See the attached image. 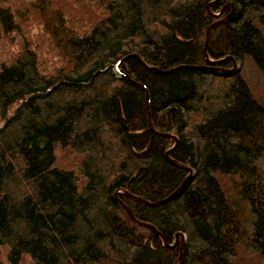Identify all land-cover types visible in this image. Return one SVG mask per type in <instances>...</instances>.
I'll use <instances>...</instances> for the list:
<instances>
[{
  "label": "trees",
  "instance_id": "1",
  "mask_svg": "<svg viewBox=\"0 0 264 264\" xmlns=\"http://www.w3.org/2000/svg\"><path fill=\"white\" fill-rule=\"evenodd\" d=\"M14 1L0 0V47L17 45L0 59L9 264L23 253L33 264H177L178 246L118 199L167 239L185 235L180 264H264V0ZM227 14L205 50L232 56V73H158L131 55L159 68L204 65L205 31ZM33 23L36 42L24 36ZM147 116L176 137L169 157L193 170L156 206L124 192L157 200L188 172L168 161L174 140ZM65 150L69 169L56 166Z\"/></svg>",
  "mask_w": 264,
  "mask_h": 264
},
{
  "label": "water",
  "instance_id": "2",
  "mask_svg": "<svg viewBox=\"0 0 264 264\" xmlns=\"http://www.w3.org/2000/svg\"><path fill=\"white\" fill-rule=\"evenodd\" d=\"M222 9L218 12V13H214L212 14L213 16H219L220 13H221ZM230 14V13H229ZM228 14V15H229ZM227 15V17H228ZM226 18V17H225ZM225 18H222V19H218L212 23H210L205 31V38H204V42H203V45H202V52H203V57H204V61L206 64L204 65H189V64H179V65H175V66H171V67H168V68H159V67H154V66H147L145 65V63L134 53H132L131 55L135 57V59L138 61L139 64H141L142 66L146 67L147 69L149 70H152V71H155V72H158V73H170L178 68H181V67H185V68H197V69H217L219 70L220 72H223V73H232L234 72L235 70L238 69V66H236V62L234 61L233 57L230 56V55H227V56H224V57H220V58H216V59H209L207 54H206V44H207V40H208V36H209V30L212 26H214L215 24L219 23V22H222L224 21ZM125 57H123L122 59H125ZM121 59V60H122ZM226 59H230L232 61V66L231 68H223V67H220L218 64H220L221 62H223L224 60ZM119 61L117 62V64L115 65V69L118 71V73H122L124 75V77H126L132 84L142 88L144 91H146L145 87L139 83V82H136L134 80H132L125 72L121 71L119 69ZM146 102H147V99H148V96H147V92H146ZM147 124H148V127L154 131V132H157L153 129L152 125H151V122H150V119H149V116H147ZM159 134H162V135H166V136H169L171 137L173 140H174V143L171 147H169L168 149H166L165 151V156L166 158L168 159V161L175 165V166H178V167H181L185 170H187V175L185 176V178L183 179V181L179 184V186L173 190L172 192H170L169 194H167L165 197H162L160 199H157V200H153V201H147L139 196H136V195H132L130 193H127V192H124L125 195L129 196V197H133V198H136L138 200H140L141 202H143L144 204L148 205V206H156L158 204H161V203H164L166 202L167 200H169L173 195L176 194V192L180 189V187L183 185L184 181L187 180L192 174H193V170L192 168H190L189 166H185V165H182L180 164L179 162H177L176 160L172 159L171 157H169V153L171 152V150L175 147V144H176V137L172 134H169V133H163V132H157ZM120 192V190H116L114 192V196L117 198V194ZM121 207L126 211L127 215L129 216L130 219H132L133 221H135L137 224L141 225V226H145V227H148V228H151L155 231L156 234H158L160 237H161V240H162V243L164 246L166 247H170V248H173L175 246H178V257H177V264H180L181 262V258H182V246H183V242H184V234L180 231H177L174 233V236H173V239H167L160 231H158L154 225L150 224V223H146V222H143V221H139L137 220L132 211L130 210V208L124 204L123 202H121L119 199H118Z\"/></svg>",
  "mask_w": 264,
  "mask_h": 264
},
{
  "label": "rangeland",
  "instance_id": "3",
  "mask_svg": "<svg viewBox=\"0 0 264 264\" xmlns=\"http://www.w3.org/2000/svg\"><path fill=\"white\" fill-rule=\"evenodd\" d=\"M77 1H78L77 5L80 6L81 9H87L92 2L91 0H77ZM18 2H19V0H15L14 4H17ZM38 32L40 33L38 25L36 23H33L30 26V29H27V31H26L27 34L25 33L24 36L25 37L26 36L31 37V39H34V41L36 42L37 35L39 34ZM16 47H17V45L15 43L13 45H6L3 47H0V59L3 58L4 55L6 54L5 53L6 49H8V50L11 49L13 51V50H15ZM40 53H41V56L46 60L47 65L49 66L50 61L53 59V56L46 51L44 46H42V48L40 49ZM234 61H235V59H234ZM235 62H236V66H238L237 61H235ZM219 66L223 67V68H231L232 61L228 65L224 64L223 66H221V65H219ZM115 71H117V70L115 69ZM117 73H118V71H117ZM73 155L74 154H72L68 150H65L64 152H59L57 154L58 163L56 164V166L58 165V167L63 168V169L64 168H67V169L71 168V166L74 162V159H75V157ZM183 236H184V241H185V235H183ZM6 252H7V247L5 245H1L0 246V261L3 264H9V262L7 260ZM178 252H179V250H178ZM181 260H182V258H181ZM177 262H178V260H177ZM19 264H33V263H32L30 256L27 253H23L21 255V259L19 261Z\"/></svg>",
  "mask_w": 264,
  "mask_h": 264
},
{
  "label": "flooded vegetation",
  "instance_id": "4",
  "mask_svg": "<svg viewBox=\"0 0 264 264\" xmlns=\"http://www.w3.org/2000/svg\"><path fill=\"white\" fill-rule=\"evenodd\" d=\"M227 15H228V14H227ZM227 15H225V16H223V17H221L220 19H222V18H225V17H226L225 19H227ZM225 19H224V20H225Z\"/></svg>",
  "mask_w": 264,
  "mask_h": 264
}]
</instances>
